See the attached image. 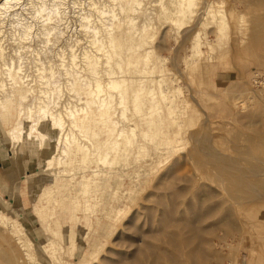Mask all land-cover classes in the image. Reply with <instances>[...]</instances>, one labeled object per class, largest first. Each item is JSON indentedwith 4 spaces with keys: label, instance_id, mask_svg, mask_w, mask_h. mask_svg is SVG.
Returning <instances> with one entry per match:
<instances>
[{
    "label": "rangeland",
    "instance_id": "obj_1",
    "mask_svg": "<svg viewBox=\"0 0 264 264\" xmlns=\"http://www.w3.org/2000/svg\"><path fill=\"white\" fill-rule=\"evenodd\" d=\"M206 1L197 0L191 21L179 27L158 17L169 0H131V4L128 0H0V264H131L135 255L152 264L146 245L171 249L160 233L164 228L175 231L164 222L174 203L177 217L192 221L196 211L207 214L218 207L207 220L208 227L220 224L228 209L234 211V227L218 232L229 237L217 247L225 256L223 264H264V187H257L259 193L249 189L256 198L245 199L242 185L228 174L229 170L260 171L264 186V89L254 81L264 72V0H208L215 9H224L230 30L228 36L213 41L204 32L213 36L216 26L201 31L202 39L210 41L208 52L211 46L214 51L189 60L192 40L205 27ZM144 27L154 32L145 47L139 43ZM95 43L106 52H97ZM145 48L152 50L148 56ZM89 59L98 64L104 87L100 94L88 70ZM154 66L156 78L182 86L178 107L189 103L181 142L157 146L137 130L131 135L134 145L128 164H107L111 153L102 158L93 145L107 138L119 144L122 130L134 123L147 128L127 99L133 95L131 84L146 83L150 75L143 70ZM111 80L120 90L127 89V98L110 85ZM100 98L110 103L107 119L117 123L107 125L109 131H99L104 127ZM162 107L166 109L165 104ZM78 117L98 136L81 131L74 124ZM75 137L88 148L86 171L69 161L68 149L69 145L75 149ZM140 143L145 147L138 149ZM137 152L145 159L136 160ZM81 155L76 152L74 157L79 160ZM93 169L100 170L103 180L88 192L78 193L74 183L71 189L58 185L70 177L80 179L82 173L92 174ZM133 171L137 173L132 176ZM49 187L51 194L43 195ZM72 187L79 203L70 195ZM115 188L120 196H113ZM86 202L92 204L91 211ZM112 205L121 211H109L108 219L105 209ZM37 206L47 213L46 220L40 218ZM243 216L247 223L241 225L236 217ZM90 224L95 229L89 234ZM180 259L192 264L186 255ZM159 260L172 264L163 256Z\"/></svg>",
    "mask_w": 264,
    "mask_h": 264
},
{
    "label": "bare ground",
    "instance_id": "obj_2",
    "mask_svg": "<svg viewBox=\"0 0 264 264\" xmlns=\"http://www.w3.org/2000/svg\"><path fill=\"white\" fill-rule=\"evenodd\" d=\"M10 1V0H9ZM32 1V0H31ZM131 4V0H128ZM133 1V0H132ZM137 1V0H134ZM7 2V1H6ZM128 2V3H129ZM140 2V1H139ZM11 3V2H10ZM205 11L202 14V19L206 20V22L203 23V25L205 27H203L204 29L202 30H198L196 36L193 38L192 40V49L190 51V54L186 57L189 58V60L191 59H201L203 57H205L206 55H210V53H213L214 51V47L211 46V50L212 52H208V47H209V42L213 41L217 38H222V37H226L228 36L229 30H230V24L229 21L227 19V16L224 12V9H220V8H214L213 4L210 1H206L205 2ZM216 3V2H215ZM214 3V4H215ZM7 4V3H5ZM33 4V3H32ZM35 4V3H34ZM41 4H45L44 2H42ZM40 4V6H42ZM53 4V3H52ZM136 4H139L138 2ZM37 5V4H36ZM57 5V4H56ZM35 6V5H34ZM39 6V5H38ZM138 6V5H137ZM198 3L197 0H169L168 4L163 5L161 12L159 14V18L160 19H165L166 21H170L172 22L174 25L176 26H181L189 21H191L192 17H193V12L195 9H197ZM27 7V6H26ZM33 7V6H32ZM31 7V8H32ZM125 7H127V5H125ZM124 7V8H125ZM132 7V6H131ZM131 7H127L128 9L131 10ZM55 8V7H54ZM53 8V9H54ZM40 9V8H38ZM43 9V8H42ZM46 9V8H45ZM57 9V7H56ZM111 9V8H110ZM44 10V9H43ZM41 10V12L43 11ZM50 11V10H49ZM14 14V13H13ZM40 15V13H38ZM47 14V13H46ZM49 15V14H48ZM147 15V14H146ZM36 16V15H35ZM91 16V15H90ZM89 16V17H90ZM101 16V15H100ZM34 17V16H33ZM39 17V16H38ZM48 17V16H47ZM149 17V16H148ZM152 17V16H151ZM5 18V17H4ZM35 18V17H34ZM45 18V17H44ZM49 18V17H48ZM88 18V17H87ZM91 18V17H90ZM41 19V18H40ZM43 19V18H42ZM50 19V18H49ZM89 19V18H88ZM138 19V18H137ZM146 19V18H145ZM201 19V20H202ZM45 20V19H44ZM47 20V19H46ZM86 20V19H85ZM112 20V19H111ZM3 21V20H2ZM41 21V20H40ZM49 21V20H48ZM48 21L46 23H48ZM87 21V20H86ZM99 20H97L98 22ZM144 21V20H143ZM142 21V22H143ZM146 21V20H145ZM144 21V24H145ZM149 21H150V17H149ZM131 22V21H130ZM129 22V23H130ZM259 22V21H257ZM2 23V22H1ZM90 23V21H89ZM133 23V21H132ZM3 24V23H2ZM137 24V23H136ZM143 24V23H142ZM141 24V25H142ZM151 24V23H150ZM138 25V24H137ZM214 25L217 28L215 29V34L213 36H210V32L207 31L206 29L211 28V26ZM241 25V24H240ZM259 25V24H258ZM87 26V24H86ZM110 26V25H109ZM134 26V25H133ZM132 26V27H133ZM136 26V25H135ZM145 26V25H144ZM85 27V26H83ZM88 27V26H87ZM107 27V26H105ZM111 27V26H110ZM258 27V26H257ZM86 28V27H85ZM92 28V27H91ZM94 28V27H93ZM92 28V29H93ZM104 28V27H102ZM41 29V28H40ZM43 29V28H42ZM241 31L244 28H240ZM90 30V29H89ZM97 30V28L95 29ZM206 30V33L204 32V35L207 37H209L208 39L210 40L209 42H206L202 39V36H200L201 31ZM247 30V29H246ZM245 30V31H246ZM88 31V30H87ZM245 31H242L243 33H246ZM260 31V29H259ZM48 32V31H47ZM107 32H109L107 30ZM112 32V30H111ZM142 34L140 36V41L139 43H141V46H146V41L153 36V30L151 27L149 28H143V30H141ZM240 32V31H239ZM263 32V31H262ZM261 33V31H260ZM103 34V33H102ZM202 35V34H201ZM13 37H15L14 35H12ZM96 39H97V35L95 34ZM258 36V35H256ZM2 37V36H0ZM112 37V36H110ZM86 39V38H85ZM95 39V40H96ZM99 39V38H98ZM97 39V40H98ZM2 40V39H0ZM101 38L99 39L98 42H100ZM97 42V41H95ZM97 42V43H98ZM104 42V41H103ZM110 42V41H109ZM111 42L113 43V41L111 40ZM110 42V43H111ZM81 43V42H80ZM111 43V44H112ZM77 44V43H76ZM88 45V43H86ZM96 44V43H95ZM94 44V45H95ZM82 45V44H81ZM101 45V44H100ZM99 44H96V50L97 52L100 50H104V47L102 48V46H100ZM115 45V44H114ZM1 46V44H0ZM83 46V45H82ZM74 47V46H73ZM84 47V46H83ZM111 47V46H110ZM109 47V48H110ZM1 48V47H0ZM72 48V47H71ZM106 48V47H105ZM112 48V47H111ZM2 49V48H1ZM89 49V48H88ZM105 51V50H104ZM92 52V51H91ZM94 52V51H93ZM106 52V51H105ZM152 52V50H149V52L146 50L145 48V53L146 56H148L150 53ZM226 53V51H225ZM224 53V54H225ZM88 54V53H87ZM224 54L222 53V55L224 56ZM221 55V57H222ZM59 56V55H58ZM74 56V55H73ZM72 56V58H73ZM2 57V56H1ZM64 57V56H63ZM87 58H90V56H86ZM104 57V56H103ZM209 57V56H208ZM62 58V57H61ZM70 58V59H72ZM98 58V57H97ZM109 58H111L109 56ZM108 58V59H109ZM186 58V59H188ZM21 59V58H20ZM63 59V58H62ZM73 59H76L73 58ZM99 59V58H98ZM101 59V58H100ZM105 59V58H104ZM159 59V58H158ZM207 59V58H206ZM39 60V59H38ZM90 61H88V70L91 73V75L93 76L94 80V85L96 88V92L97 93H101L104 89L103 87V82L101 81V78L98 76L99 73L97 71V65L94 61V59H89ZM188 60V61H189ZM194 61V60H192ZM87 62V61H86ZM85 62V63H86ZM107 62V61H106ZM196 62V61H194ZM103 63V62H102ZM116 63V62H115ZM185 63H187L185 61ZM73 64V62H72ZM104 64V63H103ZM107 64L109 65V62H107ZM118 64V63H117ZM196 64V63H195ZM12 65V64H11ZM19 65V62H18ZM74 65V64H73ZM110 66V65H109ZM115 66H117L115 64ZM7 67V66H6ZM42 67V66H41ZM101 67V66H100ZM107 67V66H106ZM112 67V66H111ZM20 68V67H19ZM70 68V67H69ZM73 69V68H71ZM78 69V68H77ZM104 69V68H103ZM21 70V69H20ZM79 70V69H78ZM105 70V69H104ZM113 72V68L110 69ZM119 70V69H118ZM46 71V70H45ZM110 71V72H111ZM42 72V71H41ZM74 72V69H73ZM106 72V71H105ZM109 72V71H107ZM143 72H146L147 75H150L149 79H146V83H142L143 80H140L138 86H134L133 84H131V91L133 92V95L131 96V98L127 99V102H131L132 103V108L134 111L136 112H140L141 115L144 117V119L146 120V124H147V128L144 129H140L139 124L134 123L133 126H127L125 129L122 130L121 132V138L122 141H120V143L118 144H114L109 138H107L106 140H99L96 141L95 144L93 145V147L97 150L98 152V156L104 158L108 153H111V155H109L108 160L106 161L107 164L109 163L110 165H127L128 164V157L131 154V147L132 145H134V141H131V135L135 134L136 131L138 130L139 134L141 135H147L150 136L152 141L157 145H165L167 147H172V145H175L177 143L181 142L182 139V129L184 128V117L185 114L187 113V108L189 103L187 101H184L185 106L183 107V109H180L178 107V104L176 103V97H178L177 95L181 92V85H179V82H173L172 85L168 84L167 82L165 83V80L162 78V76L160 78H156L155 76V72H156V68L154 67H150L149 69L145 68L143 70ZM40 73V72H39ZM46 73V72H45ZM66 73V72H65ZM116 73V72H114ZM113 73V75H114ZM52 74V73H51ZM67 74V73H66ZM68 74H70V72H68ZM108 74V73H107ZM260 74V73H259ZM111 75V74H110ZM116 75V74H115ZM10 76V75H9ZM52 76V75H51ZM155 76V77H154ZM11 77V76H10ZM73 77V76H72ZM90 79V78H89ZM81 80V79H80ZM88 80V79H87ZM180 81V80H179ZM254 81L256 83H259L258 80V76L256 75L254 77ZM45 82V81H44ZM48 82V81H47ZM90 82V81H89ZM110 85H115L117 87V82L115 80H111L109 81ZM165 84H164V83ZM82 83L84 84V82L82 81ZM107 83V82H106ZM90 84V83H89ZM2 85V84H1ZM49 85V84H48ZM87 85V84H86ZM119 86V85H118ZM11 87V86H10ZM108 87V83L107 86ZM113 87V86H112ZM115 87V88H116ZM3 88V87H2ZM114 88V87H113ZM114 88V89H115ZM118 88V87H117ZM122 88V94L124 98H127V89L124 87H120ZM119 89V88H118ZM264 89V87H263ZM3 90V89H2ZM120 90V89H119ZM120 90V91H121ZM119 91V92H120ZM92 92H94L92 90ZM108 94V93H107ZM120 93H118L119 95ZM8 95V94H7ZM150 95V96H149ZM97 96V95H96ZM99 96V95H98ZM112 97V95H111ZM121 97V98H122ZM180 97V96H179ZM103 98V97H102ZM100 98V101L101 99ZM113 98V97H112ZM123 99V98H122ZM80 100V99H79ZM108 100V98H107ZM121 101V100H120ZM95 102V101H94ZM92 102V103H94ZM122 102V101H121ZM165 104V110L163 109L162 105ZM98 110L100 112V123L104 126L101 129H99L100 132L103 131H109V129L107 128V125L110 127V125H114L117 123L114 121L112 122L111 119L108 120L107 116L110 113V103L109 102H104L101 101V103L98 104ZM125 105V104H124ZM183 106V105H182ZM181 106V107H182ZM69 109V108H68ZM125 110V109H124ZM76 111V110H75ZM127 111V110H125ZM129 111V108H128ZM42 112V111H41ZM71 112V111H70ZM124 113V111H122ZM130 112V111H129ZM126 113V112H125ZM124 113V114H125ZM73 114V113H72ZM116 114V113H115ZM122 114V117L123 115ZM46 115V114H45ZM121 117V118H122ZM128 118V117H127ZM84 119H81L80 117H78L75 121V125L79 126V129L81 131L84 132H91L93 137L98 136L99 132H96V129L91 127L90 125H84ZM126 120V118H125ZM128 120V119H127ZM130 120H132V118H130ZM172 127H176L178 130L176 132L171 131ZM59 129V128H58ZM112 131V128L110 130V132ZM89 134V133H88ZM87 134V135H88ZM108 134L110 135V133L108 132ZM120 135V134H119ZM77 138L75 137V142H77L76 140ZM74 140V138H73ZM138 149L144 148V144L140 143L137 144ZM68 156H69V161L70 163L72 162H78L80 163L82 166H84V170H88L90 169L89 166H85L88 162V160H90V156H89V152H88V148L81 146L78 142L76 143L75 149L72 148V145H69V149H68ZM77 152H81V157L78 159H76L75 153ZM145 157V154L143 153H138L135 154V159H142ZM134 159V160H135ZM145 159V158H144ZM158 159V158H157ZM132 160V159H131ZM136 163V162H135ZM234 165V164H232ZM125 167V166H124ZM123 167V168H124ZM138 167V166H137ZM140 169V168H139ZM136 170V169H135ZM234 170V169H233ZM140 171V170H138ZM231 170H229V176L233 179H235L236 181L239 182V186H241L243 188V191L245 193H247L245 195V199L248 200H254L256 197L254 195H252L253 193H249V189H253L255 191V193H259L261 191L257 190V187L260 185L261 187H264L261 183V181L259 180L258 176H259V172H252L250 174H247L245 172H240L238 170H236V172L232 171L230 173ZM262 173L264 174V169L261 170ZM92 174H84L82 173L80 176V179L77 177H70L69 179H67L66 183H59V186H68L69 189L71 183H74L75 185H77V190L78 193H84V192H88L89 189L91 188V186H98L102 184V180H103V174L100 173V170L98 169H93L91 170ZM132 176L135 175L137 173V171H133L131 172ZM123 175L120 174L118 175L116 178L119 179L120 177H122ZM131 177V174L129 175ZM119 177V178H118ZM129 177V178H130ZM105 181H107V178H104ZM121 179V178H120ZM232 179V180H233ZM234 180V181H235ZM229 182V181H228ZM56 185V184H55ZM57 185V186H58ZM256 187V188H253ZM52 188V187H51ZM51 188H47L45 189V191L43 192V195H48L51 194ZM119 188V187H118ZM115 188L114 189V197L120 196L119 194V189ZM182 188V187H181ZM60 189V188H59ZM68 189V190H69ZM73 190H71V197L75 200L76 203H79V201L77 202V194L78 193H72L73 191H75V188L72 187ZM180 189V188H179ZM183 189V188H182ZM186 189V188H185ZM261 189V188H259ZM216 190V189H215ZM43 191V190H41ZM186 191V190H185ZM259 191V192H257ZM131 192V191H130ZM216 192V191H215ZM177 194V193H175ZM179 194V193H178ZM213 194V193H212ZM216 194V193H215ZM49 196V195H48ZM104 194L102 195L101 199L103 198ZM108 198H111L110 195H107ZM213 196V195H212ZM214 197V196H213ZM212 197V198H213ZM216 197V196H215ZM235 198V197H234ZM239 198V197H237ZM242 198V196H241ZM244 198V196H243ZM243 199V200H245ZM57 200L55 199L54 202H56ZM88 201V200H87ZM236 201V200H235ZM237 202H239L240 204V200H237ZM235 202V203H237ZM172 204V203H171ZM238 204V203H237ZM79 205V204H77ZM222 205V204H221ZM230 207V206H229ZM167 210V207H165ZM164 208V209H165ZM177 205L176 203L172 204V208L169 207V212L167 213L168 215L166 216L164 222H165V226L166 224L170 227V225L175 229V231H169L168 229L164 228L163 225L162 227L164 228L163 231L161 232V229L159 228V230H157L158 233H160V235L163 237V241L166 243L167 246H170V248L168 247H162L160 245H156V244H151V245H146V247L148 248V254L150 255V259L152 264H161L160 262V257L163 256V259H165L166 261L172 263V264H185V261L181 260L180 258L183 257L184 255L190 257L192 264H223L224 260H225V256L222 255L220 252L217 250V247L220 246V243L222 242L221 240L225 237H227L225 235V237H223V235L219 236L218 232L222 230L223 227H228V226H232L234 224L233 218L234 216V211H232L231 209H228L227 212V216L225 217V219L216 225H211V226H206V222L208 219H210L211 217H213L215 215V212L218 209L215 208L212 211L210 210L209 213L204 214L201 213L200 211L195 213L194 215V221L189 220L188 218H178L176 213H177ZM221 208V207H220ZM86 209L89 211H91L93 209V206L91 203L86 202ZM85 209V210H86ZM225 209V208H224ZM106 210V217L108 219H111V214H109L110 212H120L121 209L120 208H116L114 205L108 207L105 209ZM165 210V211H166ZM167 210V211H168ZM37 211L38 214L40 215V218L42 220H46L47 219V213L43 212V209L37 206ZM166 211V212H167ZM227 211V209H226ZM55 212V211H54ZM123 212V211H122ZM94 213V212H93ZM165 213V212H164ZM245 215V214H244ZM49 216H51L49 214ZM105 217V218H106ZM237 221L239 224H244L247 223V220L244 218V216L242 217V219H239V217H236ZM162 219V216H161ZM249 219V218H248ZM160 223V222H159ZM162 224V223H161ZM160 225V224H159ZM91 226V227H90ZM89 226V231L88 233L90 234L92 231H94L95 227L94 225L90 224ZM93 226V228H92ZM161 227V228H162ZM171 227V229H172ZM234 227V225H233ZM229 233V232H228ZM236 235V234H235ZM153 236L154 239H156L157 237L161 236L157 235ZM234 236V235H233ZM237 236V235H236ZM229 238V237H227ZM158 240V239H156ZM229 240V239H227ZM226 240V241H227ZM159 241V240H158ZM162 241V240H161ZM162 241V245L163 244ZM228 242V241H227ZM72 248H75L74 246H76V239H71L70 241ZM161 243V242H160ZM223 244V243H222ZM97 245V244H96ZM229 246V245H228ZM227 246V247H228ZM185 247V248H184ZM207 247H213L214 251H208V249H206ZM249 248H252V246L250 245ZM216 249V250H215ZM223 249V248H222ZM253 249V248H252ZM95 248L91 249L90 252L88 253V255H92L94 252ZM141 253L143 254V250H141ZM251 251V250H250ZM227 262V261H226ZM131 264H145L143 263V260L140 259L139 255L138 256H134L133 260H131ZM238 264V263H237Z\"/></svg>",
    "mask_w": 264,
    "mask_h": 264
},
{
    "label": "built area",
    "instance_id": "obj_3",
    "mask_svg": "<svg viewBox=\"0 0 264 264\" xmlns=\"http://www.w3.org/2000/svg\"><path fill=\"white\" fill-rule=\"evenodd\" d=\"M259 80V85L264 87V72L257 75Z\"/></svg>",
    "mask_w": 264,
    "mask_h": 264
}]
</instances>
